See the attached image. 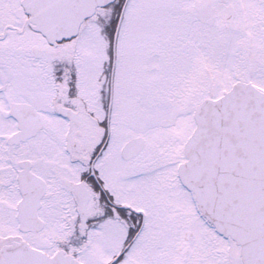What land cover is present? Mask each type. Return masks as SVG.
<instances>
[{
  "label": "snow or ice",
  "instance_id": "6c2138e0",
  "mask_svg": "<svg viewBox=\"0 0 264 264\" xmlns=\"http://www.w3.org/2000/svg\"><path fill=\"white\" fill-rule=\"evenodd\" d=\"M0 264H264V0H0Z\"/></svg>",
  "mask_w": 264,
  "mask_h": 264
}]
</instances>
